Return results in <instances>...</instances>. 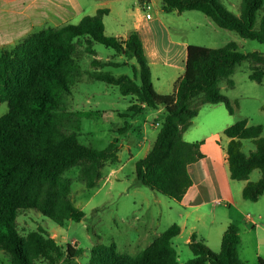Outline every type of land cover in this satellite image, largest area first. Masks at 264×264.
<instances>
[{"label": "trees", "instance_id": "obj_1", "mask_svg": "<svg viewBox=\"0 0 264 264\" xmlns=\"http://www.w3.org/2000/svg\"><path fill=\"white\" fill-rule=\"evenodd\" d=\"M166 13L199 11L219 28L236 32L241 38L264 45V0H241L239 15L230 12L221 0H162ZM108 9L85 16L78 24H65L33 32L14 47L0 52V105L7 112L0 117V250L12 264H77L84 253L74 245H60L48 231L38 230L25 237L17 228L18 217L34 210L63 227L80 222L85 213L70 198L71 180L67 170L79 166V180L87 189L96 187L107 162L116 163L122 146L114 138L103 150L82 144V118L91 113L71 111L67 99L82 72L74 60L76 40L84 38L87 51L94 55V43L113 49L126 62L92 64L115 67L135 60L133 76L91 73L96 81L117 87L122 96L133 98L128 112L133 116L148 109H164V117L151 150L135 162L137 182L174 201H181L192 185L188 166L202 157L199 143L186 142L183 133L191 126L203 104L222 103L229 114L235 113L232 101L221 92L220 83L234 87L231 76L244 61L250 60L249 78L264 80V54L243 53L235 42L221 48L190 45L185 72L172 94H160L153 86L152 72L140 35L127 39L107 36L103 18ZM264 110V107H263ZM126 116V115H125ZM129 122L120 135L131 128ZM231 178L247 181L242 195L256 202L264 194V137L261 125L239 120L225 130ZM251 141L255 151L243 152V141ZM254 170L261 177L250 181ZM180 228L172 225L152 243L133 256L119 252L117 245L98 244L91 259L83 264H179L172 240ZM195 235L189 243L193 257L184 264H247L239 258V229L229 225L221 250L216 253ZM264 264V258H259Z\"/></svg>", "mask_w": 264, "mask_h": 264}, {"label": "rangeland", "instance_id": "obj_2", "mask_svg": "<svg viewBox=\"0 0 264 264\" xmlns=\"http://www.w3.org/2000/svg\"><path fill=\"white\" fill-rule=\"evenodd\" d=\"M221 1L230 12L239 15L241 0ZM136 4L138 0H126L124 10L120 9L119 14L114 13L110 17L109 20L115 25V27H107V33L110 36H124L133 29L136 16L127 10L133 9ZM161 5L162 0H154L151 10L154 18H156V10H160ZM159 17L163 19L165 26V29L162 27L161 30H166L174 40H187L193 45L215 49L235 42L239 51L243 53L257 51L264 54V45L254 40L241 38L234 31L219 28L202 12L195 10L181 14L161 12ZM42 29L44 27H38L33 32ZM161 35H159L160 40L167 41L166 37ZM92 46L97 56L102 59L108 58L112 61L120 59L119 55L114 56L113 49L99 43H94ZM73 58L79 65L82 75L73 86L72 96L67 99L68 108L71 111L92 114L90 118H82L79 140L86 146L103 150L118 137L122 142L119 152L122 160L116 163H105L102 169L103 176L93 189H87L80 182L79 166L65 172L64 177L71 180L70 198L75 206L85 213L82 221H68L60 227L36 211L27 210L18 217L17 228L20 235L24 237L31 232L45 230L54 236L60 245L70 244L83 249L84 253L77 262V264H83L91 259V249L98 244L115 243L119 252L129 255L141 252L147 243L138 242L143 233L140 225L144 222L149 225L155 223L157 230L164 232L174 222V216L167 209L174 200L140 185L134 174L135 163L130 161L131 158L143 156L152 140H155L158 131V128L154 127L157 119L154 115L155 111L151 109L133 116L127 110L133 101L130 96H122L117 87L96 81L90 76L91 73L99 71L109 72L115 76L123 74L133 76L135 60H129V63L132 61L130 64L120 68L96 66L92 64L94 57L93 54L88 53L84 38L76 40ZM252 65L250 60L242 62L231 76L234 87L229 88L226 81H222L220 89L234 106L236 105L234 115L226 114L233 124L246 119L249 125H261L264 137V80L262 83H257L249 78ZM150 67L153 86L158 93L170 94L173 90V82L180 74H183L168 63L164 65L163 62L158 64L152 62ZM221 107H225L224 104ZM6 112L7 105L3 103L0 105V117ZM125 122H129L132 126L128 132L120 135L119 129ZM255 149L251 141H244L245 154ZM260 176V170H254L250 179L257 181ZM173 245L178 251L181 263L192 258V252L184 239L173 240ZM0 264H12L8 255L1 250ZM35 264L45 263L40 259Z\"/></svg>", "mask_w": 264, "mask_h": 264}, {"label": "crops", "instance_id": "obj_3", "mask_svg": "<svg viewBox=\"0 0 264 264\" xmlns=\"http://www.w3.org/2000/svg\"><path fill=\"white\" fill-rule=\"evenodd\" d=\"M141 2L142 0H138V4L133 9L127 10L136 16L133 29L124 36L116 35L114 37L125 40L130 34L138 33L149 65H152V62L156 64L163 62L164 65L168 63L172 68L182 71L184 74L187 49L188 46L193 45L192 42L174 40L171 35L167 34L166 30H161L162 27H165L163 19L161 20L159 17L161 12H165L163 2L160 10H156V18L152 16L150 20L145 18ZM149 3L153 8L154 0H149ZM125 4L126 0H0V52L14 47L38 27L46 29L65 24H78L83 17L93 16L100 9H108L109 11L104 16L103 23L105 34L110 36L107 33V27H115V25L109 19L114 13L119 14L120 9L124 10ZM161 34L166 37L167 41L160 40L159 35ZM115 55L117 56L116 53ZM93 57L94 60H99L102 63L126 62L123 55H119L120 61L102 59L97 56V53ZM130 63L127 61V64ZM135 65L136 62L133 67ZM100 67L120 68L124 66L107 65ZM101 73L109 72L103 71ZM183 74H180L173 82V90L170 94L176 89L177 82ZM131 100H133L132 97ZM221 106L222 103L203 104L198 115L192 120L191 126L183 133V139L186 142L200 144L202 157L188 166L192 185L182 200L173 201L174 203L167 207L169 213L174 216V222L171 226L177 225L180 228V234L173 240L184 239L185 244L189 246L192 236L195 235L197 241L204 242L212 251L218 253L221 250L225 230L229 225H235L238 227L241 237V243L238 247L239 258L247 264H259V258H264V194L256 202L245 200L242 192L247 181L231 178L227 153L230 139L225 135V130L233 122L226 115H231L226 107ZM154 111L157 118L156 123H161L164 117V109ZM155 140H152L143 156L131 158L130 161L135 163L145 157L153 147ZM129 148L131 149V146ZM118 156L119 161H121V155L118 154ZM249 180L251 181V179ZM140 226L143 233L138 242L147 243L146 247L163 233L157 230L155 223L149 225L144 222ZM52 237L54 238V236ZM178 263H185L180 262L179 254Z\"/></svg>", "mask_w": 264, "mask_h": 264}, {"label": "built area", "instance_id": "obj_4", "mask_svg": "<svg viewBox=\"0 0 264 264\" xmlns=\"http://www.w3.org/2000/svg\"><path fill=\"white\" fill-rule=\"evenodd\" d=\"M141 6L143 11L145 12V18L147 20L152 19V13H151V5L149 3V0H142ZM160 122H157L156 125L154 126L155 128H158L160 126Z\"/></svg>", "mask_w": 264, "mask_h": 264}]
</instances>
